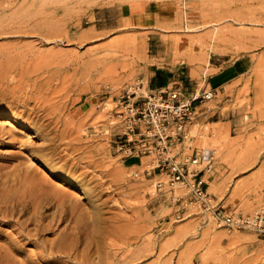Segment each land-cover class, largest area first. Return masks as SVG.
Wrapping results in <instances>:
<instances>
[{
  "label": "rangeland",
  "instance_id": "1",
  "mask_svg": "<svg viewBox=\"0 0 264 264\" xmlns=\"http://www.w3.org/2000/svg\"><path fill=\"white\" fill-rule=\"evenodd\" d=\"M234 67L175 153L213 150L209 205L252 217L264 213V0H0V119L29 134L0 126V264H123L114 232L138 253L124 264H264L262 238L217 228L153 158L116 148L123 96L188 98Z\"/></svg>",
  "mask_w": 264,
  "mask_h": 264
},
{
  "label": "built area",
  "instance_id": "2",
  "mask_svg": "<svg viewBox=\"0 0 264 264\" xmlns=\"http://www.w3.org/2000/svg\"><path fill=\"white\" fill-rule=\"evenodd\" d=\"M180 92L183 93L162 88L145 96H139L136 91L123 96L121 116L126 132L116 143L117 151L126 158H153L154 170L167 178L169 190L186 188L201 211H213L217 228L253 232L264 240V213L249 220L228 213L219 204L209 205L204 177L211 169L213 150L194 148L191 154L184 156L183 149L175 153L177 146L184 143L186 128L196 116V107L216 95L214 89L202 93L194 91L188 98ZM156 186L159 191L163 190L161 183Z\"/></svg>",
  "mask_w": 264,
  "mask_h": 264
},
{
  "label": "bare ground",
  "instance_id": "3",
  "mask_svg": "<svg viewBox=\"0 0 264 264\" xmlns=\"http://www.w3.org/2000/svg\"><path fill=\"white\" fill-rule=\"evenodd\" d=\"M1 115H3L4 117H5V114H1ZM10 116H7V118H3V119H0V126H1V128L2 127H4V129L5 128H7L9 131H17V133H19V135H23V136H29V134H27V132L26 131H24L23 129H17V127L15 126V124H16V122H14L13 120H12V118H9ZM18 119V118H17ZM19 121V120H18ZM22 123V122H21ZM28 127V126H27ZM1 130V129H0ZM4 132V131H3ZM13 135V134H12ZM15 136V135H14ZM12 137V136H11ZM26 149V148H25ZM44 150V149H43ZM58 171V170H57ZM211 201V200H210ZM211 203V202H210ZM18 208V207H22L21 208V210H23L24 209V207H25V205L21 202V203H16L15 205H14V207H13V209H15V208ZM16 210V209H15ZM261 213H263V211H260ZM260 212H256L255 211V213H253L254 214V216H252V217H248L249 218V220L250 219H254V217L258 214V213H260ZM8 217V216H7ZM114 234H115V232L114 233H112V236H110L109 237V244H110V246L113 248V250H114V256L116 257V260H118L120 257H124V261H122V263L124 264L126 261H130V260H133V259H135L136 258V256H137V254L138 253H136V252H133L132 250H125V249H123V248H117L118 246H119V244L121 243H123L122 242V240L121 239H118L117 237H115L114 236ZM99 240V239H98ZM132 241H133V239H131V240H129V245H131V243H132ZM150 244V243H149ZM132 246V245H131ZM130 247V246H129ZM146 248H147V246H146ZM130 249V248H129ZM132 249V248H131ZM146 250V249H145ZM147 250H148V248H147ZM71 251V250H70ZM67 252H69V250L67 251ZM103 252L104 251H102L101 250V255H100V258H99V260L101 261V259H102V256H105V254H103ZM148 252V251H147ZM144 255V254H143ZM112 256V255H111ZM130 263H132V262H130ZM4 264V263H3ZM129 264V263H128Z\"/></svg>",
  "mask_w": 264,
  "mask_h": 264
},
{
  "label": "crops",
  "instance_id": "4",
  "mask_svg": "<svg viewBox=\"0 0 264 264\" xmlns=\"http://www.w3.org/2000/svg\"><path fill=\"white\" fill-rule=\"evenodd\" d=\"M130 9L126 6H122L121 7V13H122V16L124 18H129L130 17V13H128ZM224 75L222 76H219L217 78H214L212 80V84H210V87L211 89H214V90H222L224 88H226L227 86L230 85V83H232L231 81L235 78L236 75H239V71L237 70L236 67L228 70V71H225V72H222ZM158 76L156 75V77H154V79H156ZM212 78V77H211ZM209 83V82H208ZM154 84L156 85L157 88L159 87H163L164 85H158L157 84V81L155 80L154 81Z\"/></svg>",
  "mask_w": 264,
  "mask_h": 264
}]
</instances>
